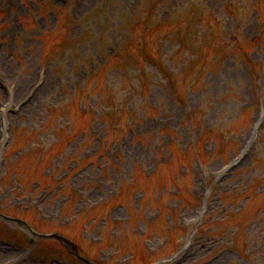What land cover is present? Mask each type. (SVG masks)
I'll return each instance as SVG.
<instances>
[{
	"label": "rangeland",
	"instance_id": "rangeland-1",
	"mask_svg": "<svg viewBox=\"0 0 264 264\" xmlns=\"http://www.w3.org/2000/svg\"><path fill=\"white\" fill-rule=\"evenodd\" d=\"M0 59L20 103L0 212L63 232L96 264L140 250L155 264H264V126L246 147L264 114V0H0ZM12 221L0 264H56L58 244L38 253Z\"/></svg>",
	"mask_w": 264,
	"mask_h": 264
}]
</instances>
